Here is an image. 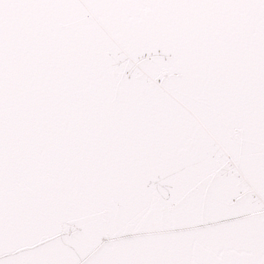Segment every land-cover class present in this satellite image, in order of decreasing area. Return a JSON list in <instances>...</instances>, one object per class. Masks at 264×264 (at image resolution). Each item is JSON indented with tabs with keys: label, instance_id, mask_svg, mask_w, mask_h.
Wrapping results in <instances>:
<instances>
[{
	"label": "water",
	"instance_id": "95a60500",
	"mask_svg": "<svg viewBox=\"0 0 264 264\" xmlns=\"http://www.w3.org/2000/svg\"><path fill=\"white\" fill-rule=\"evenodd\" d=\"M82 15L97 21L85 8ZM128 114L6 128L0 221L34 264H243L264 232V174L248 130ZM215 151L208 159L206 151Z\"/></svg>",
	"mask_w": 264,
	"mask_h": 264
},
{
	"label": "snow or ice",
	"instance_id": "6c2138e0",
	"mask_svg": "<svg viewBox=\"0 0 264 264\" xmlns=\"http://www.w3.org/2000/svg\"><path fill=\"white\" fill-rule=\"evenodd\" d=\"M168 90L222 138L245 127L264 174V0H0V154L13 119L190 122ZM26 255L0 221V264ZM243 264H264V232Z\"/></svg>",
	"mask_w": 264,
	"mask_h": 264
}]
</instances>
